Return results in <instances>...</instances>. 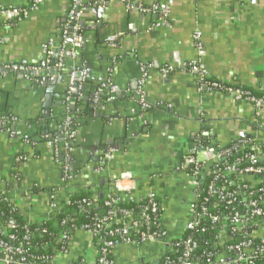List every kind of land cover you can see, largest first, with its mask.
Returning <instances> with one entry per match:
<instances>
[{
	"label": "crops",
	"instance_id": "0c3cea01",
	"mask_svg": "<svg viewBox=\"0 0 264 264\" xmlns=\"http://www.w3.org/2000/svg\"><path fill=\"white\" fill-rule=\"evenodd\" d=\"M249 1L129 2L132 8H145L147 12H141L146 14L156 13L153 7L163 4L169 11L161 25L130 15L121 2L104 5L101 13L91 8L83 13L84 45L79 54L91 78L82 81L79 97L85 98L75 101L76 113L85 117L81 110L97 105L93 97L99 79L120 93L111 101L99 100L108 108L117 106L120 110L114 108L119 117L104 122L106 127L98 120L83 124L82 141L115 142L118 146L114 147V160L98 171V162L91 160L95 154L90 156L85 147L72 149V158L64 162L65 166L72 163L82 169L65 183L63 165L47 143L52 134H39L44 128L56 127L53 123L64 106L57 99L65 91L64 81L57 82L60 78L55 75L52 82L36 84L34 78L0 73V116L11 115L21 133L28 136L21 140L0 130V192L9 197L23 219L40 224L51 217L53 208H63L70 195L94 193L98 186L122 198L131 194L140 199L154 192L167 240L119 246L111 260L112 264H155L161 259L167 252L166 243L184 232L193 201L188 174L181 168L193 138L202 133L206 140L221 146L253 137L264 143V108L257 111L221 92L199 90L196 76L187 68L196 58L192 35L199 30L202 64L211 77L236 87L264 90V0L255 4ZM29 2L0 0V8L23 7ZM70 5V0H51L26 18L7 23L0 20V70L12 64L39 67L41 46L61 45V29ZM113 54H117L114 62L109 58ZM146 64L152 69L144 73ZM165 67L171 71L162 76L160 71ZM22 125L43 128L30 132ZM23 155L27 159L16 163L15 158ZM126 175L131 176L128 181L114 185ZM34 187L43 191L33 192ZM95 251L90 235L78 229L72 233L67 251L54 257L52 264H92Z\"/></svg>",
	"mask_w": 264,
	"mask_h": 264
},
{
	"label": "built area",
	"instance_id": "2783aa9c",
	"mask_svg": "<svg viewBox=\"0 0 264 264\" xmlns=\"http://www.w3.org/2000/svg\"><path fill=\"white\" fill-rule=\"evenodd\" d=\"M51 0H30L27 6L23 7H4L0 8V20L10 22L26 18L30 12L36 10L42 4ZM76 0H72L74 2ZM90 5H97L102 9L104 5L119 1L124 3L126 0H85ZM250 4H255L256 0H250ZM169 1V5H171ZM133 6L130 5V8ZM140 12H147L145 8L135 7ZM82 10L76 11L70 9L65 22L61 29V47L59 48L57 62L52 66V56L55 48L51 43H45L41 46V51L44 56L45 67L47 69L59 70L63 64V49L67 44V39L71 37L70 47L75 49L80 47L82 40L81 35V19ZM169 11V10H168ZM165 10V14H168ZM194 46L196 49L195 61L189 62L188 70L194 74L198 80L199 90H210L221 92L233 100L241 103H246L257 111L264 108V90L261 97L254 96L250 91L234 87L231 84L222 82L217 78L211 77L205 70L202 64L204 49L201 40V33L195 30L193 35ZM73 53V52H72ZM6 70L13 72H32L39 71L41 67L29 66L24 64H12L5 67ZM152 69L151 64L144 66V73ZM73 70V68L71 69ZM170 69L162 68L161 75L166 76L170 73ZM86 70L82 71V75L86 74ZM26 79H30L28 76ZM36 84H46L54 81V76L47 75L42 78H34ZM74 81V71L70 76V87ZM143 81V80H142ZM141 82V84H143ZM69 90L73 91V88ZM102 90L113 92L114 89L109 85L108 81L102 82L96 89L93 97L95 104L99 103V98ZM16 119L11 115L0 116V130L11 137L18 135L17 132L11 131L8 126L14 125ZM72 136V135H71ZM195 136L193 143L187 154L182 158V169H184L189 178V184L193 192V201L190 204L187 212V221L185 223L184 232L174 239L167 242L166 250L171 253L177 252L175 248L183 249V256L175 264H199V259L195 252L199 248L198 242L192 234L184 238L186 232L206 233L209 230H218L214 240L209 244L207 253L204 255V264H256L255 260L260 259L264 262V154L261 149L264 143L258 137L240 138L232 142L228 146L218 145L210 140L200 142ZM52 147L53 142H47ZM243 160L253 163L244 168H240V160L231 162V158L237 152H244ZM117 149L114 147L98 150L94 154L98 157L97 171L103 169L112 160H114ZM55 155L56 152L54 153ZM67 158V157H66ZM65 158V161H66ZM26 156H18L15 158L16 163H21L26 160ZM64 161V162H65ZM257 163V164H256ZM215 174L214 180H222V186L218 189L214 188V184L209 187L208 197L203 199V203L199 204L198 189L204 183L208 175ZM73 176L68 175V165L63 164V180L64 183L69 181ZM131 176H122L114 181V185L119 187L124 181H128ZM66 179V180H65ZM2 196L8 200L9 197L0 192ZM113 195L114 197H110ZM108 199L104 202L106 208L105 214L101 222L85 226V231L90 235L91 240L96 249L94 261L92 264H112L110 256L115 248L122 245L141 246L153 242H165L168 238V231L165 228L161 219V212L157 201V196L154 192L147 193L140 199H135L131 194L126 198H122L114 193L106 195ZM214 199L215 202H213ZM11 202V200H8ZM131 202L134 204L146 201L143 206L140 221L131 223L125 218L116 219L112 215L110 208L114 202ZM12 203V202H11ZM13 204V203H12ZM14 206V205H13ZM220 206L223 207L226 213L219 211ZM15 207V206H14ZM57 208H53V211ZM108 209V210H107ZM214 210H216L214 212ZM53 213V212H52ZM159 213V216L152 217L151 214ZM127 217H131L130 213ZM120 223V228H110V223ZM15 227V222L10 220L7 225L0 226V235L6 238H12L8 232L9 229ZM134 230V232H132ZM29 237L34 235L29 233ZM64 245H67L69 237L65 231H62L59 236ZM26 236L24 240H27ZM257 241V244H255ZM255 242V243H254ZM219 247V248H218ZM18 257V258H17ZM159 259L155 264H173L168 260ZM53 259L46 260V264H52ZM0 261L3 264H30L26 261L24 250L20 246H11L7 242L0 240ZM78 264H84L80 262Z\"/></svg>",
	"mask_w": 264,
	"mask_h": 264
},
{
	"label": "trees",
	"instance_id": "16d2710c",
	"mask_svg": "<svg viewBox=\"0 0 264 264\" xmlns=\"http://www.w3.org/2000/svg\"><path fill=\"white\" fill-rule=\"evenodd\" d=\"M236 87V86H234ZM244 88L250 91L254 96L261 97L263 95L262 91L253 90L246 87ZM200 142H206L202 133L197 135ZM264 154V145L261 149ZM249 150L244 152H237L232 158L231 162L236 160H241L239 167L244 168L248 165H253L251 162L243 160V153H247ZM257 164V163H256ZM215 174H210L205 179L204 183L198 189L199 192V204L203 203V199L209 195V187L214 184V188H220L222 180H214ZM33 192L43 191L39 187H34ZM107 193L104 190V187H97V190L94 193H89L87 191H81L77 194H72L68 197L67 204L63 208H59L53 211L51 217L40 223V224H29L23 217L19 214L16 207L9 202L5 196L0 194V226H5L10 220L15 222V227L9 229L8 232L12 238H6L0 235V240L7 242L11 246H20L24 250V256L26 261L30 264H46V260L53 259L57 255H63L67 251V245H64L60 240L59 236L62 231L67 233V236L71 237L72 233L75 230H84L85 226L93 225L101 222L106 208L104 207V202L107 198ZM114 197L113 195H109ZM115 198V197H114ZM214 199L213 202H215ZM159 202V200L157 199ZM147 204L146 201H143L139 204H134L131 202H114V204L108 208L112 209V215L116 219L125 218L126 221H131V223H138L140 221V214L143 206ZM107 209V210H108ZM216 210H214L215 212ZM219 211L221 213H226L222 206H220ZM130 213L131 217H127ZM159 216V213L151 214V216ZM120 223L113 222L110 223V228H120ZM134 232V230H132ZM29 233L34 235L33 238L29 237ZM218 230H209L206 233L199 232H186L183 234L186 238L189 234H192L194 239L198 242L199 248L195 252V255L199 259V264H204L205 258L204 255L207 253V249L210 246L211 242L214 240L217 235ZM28 237L27 240H24L25 237ZM256 242V243H255ZM254 243L257 244V241ZM219 248V247H218ZM177 252H165L163 261H170L173 264L177 263L180 258L183 256L182 248H175ZM18 258V257H17ZM112 259V256H110ZM256 264H264L260 259L255 260ZM77 264L79 261L76 262Z\"/></svg>",
	"mask_w": 264,
	"mask_h": 264
},
{
	"label": "water",
	"instance_id": "95a60500",
	"mask_svg": "<svg viewBox=\"0 0 264 264\" xmlns=\"http://www.w3.org/2000/svg\"><path fill=\"white\" fill-rule=\"evenodd\" d=\"M131 1L134 2V0H126L124 3H122L125 6V8L128 10V13L130 15H138L139 17H146V18H148V20L151 21L150 22L151 25L163 24L164 19H165V17H164L165 6L163 4H157L155 7H153V9L156 10V13L150 12L149 14H146V13L140 12L135 7L130 8L129 2H131ZM116 2H119V1L110 2V4L111 3L113 4ZM70 4L71 5H70L69 10L75 9L76 11H78L83 6L84 9L82 10V13H84V14L90 8L93 9L94 12H97V10L99 11V13L104 12L103 10L99 9V7H97V5H92V4L90 5L85 0H76L74 2H72V0H70ZM137 4L138 3H136V5ZM83 25H84V22H83V24L81 22V26H83ZM60 41H61V39H60ZM71 41H72L71 37H69L67 39V44L64 46V49H63V59L64 60H63L62 67L59 70L51 69V68L47 69L45 67L44 56H43V59L41 60V62L38 64V66L41 67V69L39 71L13 72V71L6 70V69L0 70V73H4L7 76H10L9 74H15L18 78H21V79L26 77V76H28L30 78V80H32L35 77L42 78V77H46V75H51V76L59 75L60 79H58L57 82L59 80L64 81V85L66 87H65V91L63 92V96H60L57 98L58 102L63 101L64 106L62 107V113L60 115V118H57L53 123V124H55L56 127L52 130L51 129L45 130V128H44V130H40L41 128H43L40 125H31V127H27L26 125L21 126V128H26L30 132H32V130H34V129L40 130V131H42L41 133H39L40 135H42V134L43 135L44 134H50L51 135L52 134L51 138L48 139L47 141L53 142V145L51 148H52L53 152L54 153L56 152V154L58 155V161L60 162L61 167L64 164L66 155L69 156L68 158H66V160L70 161V159L72 158V149H74L76 147H85V149L87 150V152L91 156V155H94V153L98 150H105L106 148H109V147H117L118 146V143H115V142H105L102 144H100V143L89 144L87 142L85 143L82 141L83 138L81 135V126L83 124H85L88 120H91V121H97L98 120L102 123V125L105 126L104 122L108 121L111 123V122L118 119L119 115L115 114L114 108H116V110H118V109L120 110V108L117 106H115L113 108L112 107L108 108L104 105L103 102H101L99 100V103L97 105H91L88 109L85 108V109L81 110V111L86 112L85 117L83 115H79L78 113H76L75 101L77 99H84L85 98V97H81V96L79 97V91L81 88L80 86L82 84V81H84V80L88 81V79L91 78V75L89 72H86L85 75H82V71L85 69V66L83 64V60L80 58L79 52H80L82 46L84 45L83 39L80 42V47H77L73 50L70 47ZM60 47H61L60 44L55 46V51H54V54L52 56V62H51L52 66L57 62L58 52L60 50L59 49ZM116 55L117 54L110 55L109 58L114 62L115 58H113V56L116 57ZM111 65L112 64H110V62H109L108 68L112 70L113 67H111ZM72 68H73V70H71ZM72 71H74V81H73L72 87H70L69 83H70V76L72 74ZM56 79H57V77H56ZM102 82L103 81L99 79V82L96 84L97 86L95 88V91ZM32 84H33V82H32ZM70 88H73L74 90L71 91V90H69ZM83 92H85L84 89H83ZM119 95H120L119 91L118 90L116 91V89L114 88L113 92H109L107 90H102L100 98L101 97L105 98V99L109 98L111 101L115 98V96L118 97ZM85 104H87V103H85ZM142 108H143V110L147 109L145 107H142ZM121 116L122 115H120V117ZM16 125H17V121L14 125L8 126L11 131L18 133V135L14 136V138L21 139V140H23L24 137L28 138V136H24L25 134L23 135L21 133V130H19ZM91 160L97 162L98 157L95 156V157L91 158ZM81 169H82V167L76 168L72 163H70L68 166V175L74 176V174Z\"/></svg>",
	"mask_w": 264,
	"mask_h": 264
}]
</instances>
